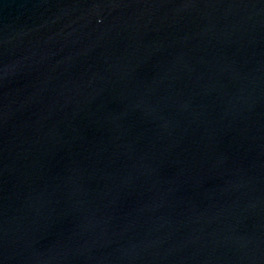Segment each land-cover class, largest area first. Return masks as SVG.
<instances>
[{
  "label": "water",
  "instance_id": "obj_1",
  "mask_svg": "<svg viewBox=\"0 0 264 264\" xmlns=\"http://www.w3.org/2000/svg\"><path fill=\"white\" fill-rule=\"evenodd\" d=\"M0 264H264V0H0Z\"/></svg>",
  "mask_w": 264,
  "mask_h": 264
}]
</instances>
